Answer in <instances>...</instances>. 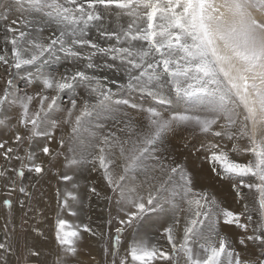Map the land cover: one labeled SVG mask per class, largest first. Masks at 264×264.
Returning <instances> with one entry per match:
<instances>
[{
    "label": "snow or ice",
    "instance_id": "obj_1",
    "mask_svg": "<svg viewBox=\"0 0 264 264\" xmlns=\"http://www.w3.org/2000/svg\"><path fill=\"white\" fill-rule=\"evenodd\" d=\"M113 16L115 29L105 24ZM0 25V64L8 76L0 88V134L7 137L0 140V206L9 217L0 229V264H83L79 245L85 234L104 238L90 224H72L58 214L54 249L25 244L21 259L9 233L12 195L18 194L15 203L22 210L27 206L25 217L38 212L31 205L34 190L63 155L53 145L64 146L63 136L56 137L64 126L78 144L70 147L74 155L65 157V167L90 166L108 193L102 196L95 185L89 192L117 209L107 221L118 226L111 245H102L104 264H264V0H0ZM53 25L46 37L29 31ZM93 27L114 43L104 47L87 38ZM97 56L107 58L105 68L124 72L139 102L114 100L110 85L118 82L108 77L82 69L45 71L62 58L94 69ZM21 73L39 90L20 95L13 77ZM65 94L69 106L62 107ZM120 106L142 119L128 111L117 115ZM11 108L18 110L15 123L4 114ZM103 112L115 120L107 132L93 126ZM185 131L203 137L195 151L231 185L243 202L240 212L197 190L184 165L160 154L169 136ZM61 179L72 181L67 173ZM72 202L81 201L69 190L58 206L75 216ZM149 214H170L161 233L169 247L133 239L121 255L126 229ZM225 228L239 231L230 236Z\"/></svg>",
    "mask_w": 264,
    "mask_h": 264
},
{
    "label": "rangeland",
    "instance_id": "obj_2",
    "mask_svg": "<svg viewBox=\"0 0 264 264\" xmlns=\"http://www.w3.org/2000/svg\"><path fill=\"white\" fill-rule=\"evenodd\" d=\"M110 22H112L114 24L115 28L117 27V22H116V19L114 16L111 18ZM123 22L126 24L127 18H125ZM105 24L107 27H110V24H108V23H105ZM48 28H49V30H48ZM37 29H38V26H36V28L34 27L33 29H29L31 35H33V36L40 35V36L46 37L48 35H51V32H52L51 26L44 28L45 30L43 32H39ZM94 29H95L94 27L89 29V31H88L89 39L93 40L94 42H96V43H98L104 47H107L109 43H114V41H108L103 37H102V39H104L103 41L97 40L99 33L97 32L96 29L95 30ZM2 32H3V28H2V25H0V48L4 47ZM93 32L95 33V36L93 35L94 34ZM96 32L98 33L97 35H96ZM99 37H101V36H99ZM79 50L83 53H88L90 51V49H87V48H83V49H79ZM61 55H63V54H61ZM102 58L103 57H100V56H97L94 58L93 62L95 64H98L99 67H96L92 70L85 68V64L87 63L86 61H73V60H66V59L62 58L59 62H56L57 66L52 65V64H55V61L50 62L49 63L50 65L47 64L45 71H46V69H48L50 72L52 71L51 72L52 74L58 75L60 73H64L69 68H70L69 70L85 69V71H87L90 75H97V76L101 77L102 79L104 77H108L109 80H112L111 77H113V76H114V78L118 77L117 82L120 84L117 83L116 87L114 84L110 85V87L112 88V91L114 93L113 99L116 100V99H123V98H134L139 102L138 93L127 88L126 85L128 84V79H127V76L124 74V72L121 70L118 73L116 71V69H113L110 71L109 69L105 68L103 65H104L105 61L107 60V58L104 57L103 58L104 60ZM70 65H71V67H69ZM76 65H78V66H76ZM49 67L51 68V70ZM54 67H56V68H54ZM13 71H15V70H13ZM100 72L103 75L99 74ZM112 74H114V75L112 76ZM23 76H25V74L21 73L20 75H14V77H13L14 83L18 89V92H20V93L22 92L21 95H24L25 93H28V94L35 93L36 88L32 87L28 83L27 84L24 83L23 79L25 77H23ZM2 78L5 80V78L7 79L8 76H7L5 66L0 64V88H3V86H4V84L2 83V80H3ZM114 78H113V80H114ZM114 90H115V92H114ZM48 94H49V96H51L54 93L49 92ZM149 102L150 101H147V100L145 101L146 104ZM34 103L36 105H38V101L33 102V105H32L33 111L36 110ZM60 103H61L62 107L69 106V96L63 95ZM113 107H115V105H113ZM120 108H121V112H120L121 114L117 113V115H122L123 111H128L131 115L135 116L136 119H138V120L142 119L141 115L136 113L134 110L126 109V108H124V106H120ZM4 114L8 115L9 117H12L11 122L15 123V118L18 115V110L16 108H11ZM0 115H2V114H0ZM54 115H55L54 116L55 118H60V116L62 114L61 113H54ZM109 126H110V129L115 127V120L112 118V113H110V125ZM61 136H63V138H64V146L61 148L59 144H54L53 147L63 153V155L60 156V159L62 162V167L60 166L61 168H60L59 173L55 172V168H54L53 172L51 173L52 175L49 174V175L45 176V178L42 179L43 182H42V180L40 181L42 183V185H40L41 183H39V185L37 186L38 188H36L34 190V195H33L32 201H31V205L32 206L34 205V203H35L34 201L37 198L38 191H36V190H39L46 183L48 184V188H50V189L53 187V185H51V184H54V183L56 185H60V186L64 187V189L62 190V192L64 194H66L67 191H69V190L74 191V193L78 196L79 201H81V202H72L73 207L75 209V212L79 213V214L72 216V215H69L67 210H58L57 214L52 215V217H53L52 219L56 220V217L58 214L60 215V214H62V212L63 213L65 212L66 219L68 221H70L72 224L87 223V224H90L94 230H96L98 232H103L104 238L98 239V242H102V245L107 243L108 246H110L111 245V237L115 236V234H116L115 228L118 225H117L116 221L113 220L111 226H109L107 221L111 217H115L118 215L116 206L114 203L110 206L105 200L97 199V197L95 195H92L89 192V188L92 187L93 185H95L97 187V190L101 192L102 196L104 194L108 193V189L106 188V185L99 178L97 173H94L91 171L90 166L86 167V164H85V165H81L79 167H71V168L65 167V157L71 158L74 155V153L72 151H69L70 147H77L78 148V144H77V141H75L72 138L71 131L67 126H64L63 128L57 130V132H56L57 140ZM6 138L7 137L5 135L0 134V140L6 139ZM209 138L211 139V137H209ZM201 140H203V137H194L188 131L178 133L174 136H169L164 147L168 150L171 149V153L168 154V151H167L165 154L164 153H162V154L160 153V154L162 156L164 155V156H171V157L181 156V157H183L181 159L182 162L177 161L176 163L180 162L179 164L183 165L184 164L183 159L185 157L193 156L195 158H199L201 156L202 152L197 154V152L195 151V149L199 147ZM185 142L188 143V147L184 146ZM24 147H27L26 142H25V144L21 145V148H24ZM172 147L176 151L173 150ZM178 150H179V152H178ZM75 154L78 155V152ZM41 158L43 159V157H41ZM203 159H204V154H203ZM236 159L240 160V161H244L245 157L238 156V157H236ZM202 162H205L207 164L208 172L210 175L208 182L207 181L205 182L206 184L201 183V184H205L204 190H206L211 195V193H212L211 190L216 188V189H214L216 192L215 198L223 206L228 207L229 209H231L233 211L240 212L242 210L241 207H243V204L240 206L241 202L237 200V198L235 197V194L232 192L233 190L231 188V185L227 181H224V180L220 179L219 177L215 176L212 173V171L210 170V165L208 164V162L206 160H202L200 162L201 165H202ZM0 163H3V161L0 160ZM56 164L57 163L55 162V165ZM56 168H58V165L56 166ZM186 169H188V167H186ZM188 171H189V169H188ZM63 173H67L69 176H71L72 181L68 182V181H64L63 179H61V174H63ZM47 177H49V179ZM24 183L27 184L28 180L25 179ZM73 184L76 185L75 188H73ZM209 186H210V188H209ZM211 187H213V188H211ZM244 191H245V193L248 192L247 189H244ZM58 193H59V190L57 188H54L51 191V197H55ZM222 193H223V195H222ZM16 195H18V194H14L10 198L13 200V197H16ZM2 198H3V196H0V199H2ZM236 205H238V207ZM25 208L27 209V206ZM78 210H79V212H78ZM21 212H22L21 208L20 207L16 208L15 204L13 203L12 217H11L12 222L7 225L9 233L11 235H13V238H15L19 233H21L20 227L22 228V225L27 224L24 222L26 218L23 215H21ZM119 215H123V213H119ZM0 217H2V221H0V229H2L5 226V221L9 218L7 210L4 209L2 206H0ZM166 219H167V223H171L170 214H169V217H165L163 214H161V216H159V217H157V216L154 217L152 214H149L148 218H146L143 221L139 222L138 224H134L132 227L126 229L123 236L121 237L120 254L121 255L125 254V251L127 249L128 244L131 243L133 239L145 240L149 243H153V244L158 243L160 246L169 247L166 245V242L163 239H161L162 227L167 226V223H165ZM54 224H55V222H54ZM182 226H183V224H181L180 230L177 232L178 237L182 236ZM224 231L227 232L230 236H235V234L239 230H237L235 228H225ZM54 233H55V231L53 232V234ZM85 238L88 240L90 238V236L85 234L84 239L82 240L84 242H80L81 244L79 245L80 252H81V249H83L81 246H84L85 244H87L86 243L87 240H85ZM102 245H101V249H102ZM86 254L84 253L81 255L85 256ZM98 259H101L102 262H101V260H99V261L101 262V264H104L105 257L103 255V250H102V258L100 257ZM108 259L110 260L111 257H108ZM87 262H88V257L86 258V261L83 263L84 264H90ZM157 264H161V262H157Z\"/></svg>",
    "mask_w": 264,
    "mask_h": 264
},
{
    "label": "bare ground",
    "instance_id": "obj_3",
    "mask_svg": "<svg viewBox=\"0 0 264 264\" xmlns=\"http://www.w3.org/2000/svg\"><path fill=\"white\" fill-rule=\"evenodd\" d=\"M105 23H108L110 24V27L111 28H115L114 24L112 22H110L109 20L106 19ZM39 27V26H38ZM48 26H45V28H47ZM36 28V27H35ZM51 28L53 29L54 28V25L51 26ZM45 30V29H44ZM49 30V28H48ZM95 30V29H94ZM94 33V32H93ZM98 33L96 32V35ZM95 36V33L93 34ZM49 36V35H48ZM100 36V35H99ZM97 37V40L99 41H103L104 39H102V37ZM95 37V38H96ZM89 38V37H88ZM96 41V40H95ZM104 58V57H103ZM102 58V59H103ZM104 60V59H103ZM71 63V62H70ZM78 63V62H77ZM79 64V63H78ZM50 65V64H49ZM54 66H57V63L55 62V64H52ZM98 65V64H97ZM59 66V65H58ZM78 66V65H76ZM71 67V65L69 66ZM46 68V67H45ZM50 68V67H49ZM56 68V67H54ZM80 68V67H79ZM70 69V68H69ZM68 69V70H69ZM99 69V68H98ZM51 70V68H50ZM60 70V69H59ZM82 70H85V69H82ZM92 70V69H91ZM113 70V69H111ZM110 70V71H111ZM57 71V70H56ZM46 72H50L48 69H46ZM52 72V71H51ZM50 72V73H51ZM58 72V71H57ZM93 74V73H92ZM101 74V72L99 73ZM103 75V74H101ZM100 75V76H101ZM114 74H112L113 76ZM25 77L23 79L24 83H28L27 80H26V76H23ZM114 76L111 77V79L113 80ZM3 79V78H2ZM22 79V78H21ZM118 77H115L114 80L118 81L117 80ZM6 80V78H5ZM5 80L3 79L2 80V83L4 84L5 83ZM120 84V83H118ZM115 87H116V84H114ZM113 85V86H114ZM36 88V91L39 90V87H35ZM120 88V87H119ZM115 92V90H114ZM22 93V92H21ZM21 93L19 92V94L21 95ZM67 95V94H65ZM35 104V103H34ZM35 107H37V105L35 104L34 105ZM121 114V113H120ZM56 115V114H55ZM54 115V116H55ZM113 123V122H112ZM95 125H103L104 126V131L107 132L109 129H110V113L109 112H103L101 113L100 117L97 118L94 122H93V126ZM167 147V146H166ZM170 148V147H169ZM173 149V147H172ZM175 150V149H173ZM191 150V149H190ZM168 151V154L171 153V149H167ZM167 151H162V153H166ZM176 151V150H175ZM179 152V150H178ZM174 153V152H173ZM177 153V152H176ZM180 154V153H179ZM203 154L204 153H201V156L199 158H195L193 156H187L185 157L183 160H184V166L185 167H188L189 169V172H191L193 174V176L195 177V180H194V185H195V188L197 190H204V187H205V182L209 180V172H208V166L205 162H202V165L200 164V162L203 159ZM173 155V154H172ZM164 156V155H163ZM179 156V155H178ZM183 157L179 156V157H176L174 156V159L175 161H181ZM182 162V161H181ZM56 165H55V172L59 173L60 171V168L62 167V162H61V159L59 157V159L56 161ZM180 163V162H179ZM58 165V168H56V166ZM61 166V167H60ZM86 167H89L86 165ZM187 169V170H188ZM51 174V173H50ZM52 175V174H51ZM45 178V177H44ZM49 179V177H47ZM56 179V178H55ZM43 182V180H42ZM41 183V182H40ZM49 183V182H48ZM201 183H205V184H201ZM42 185V183L40 184ZM53 185V187L50 189L48 188V184H44V186H42L39 190H36L38 191L37 193V198L36 200L34 201V205H33V208L35 209H38V212L34 211V212H30L29 215L27 217H25L24 213L25 211H27V209H21L22 212H21V215H23L26 219H27V224L25 225H22V228L20 227V232L14 239V241L17 243L18 245V251H19V255L21 256V259L23 257V254H24V245L27 244L28 246H34V247H37L39 249H41L42 251H48V250H52L54 249L55 247V239H54V234L53 232L55 231V219L53 220L52 218V215H55L58 213V210H61L59 208V204L63 203V200L64 199V196L66 194H64L62 192V190L64 189V187L60 186V185H56L55 183L54 184H51ZM64 185V184H63ZM225 186V185H224ZM38 188V187H37ZM54 188H57L59 190V197H58V194L55 196V197H51V191L54 189ZM210 188V186H209ZM213 188V187H211ZM216 189V188H214ZM212 189L211 190V195L212 196H216V192L215 190ZM221 190V189H220ZM225 190V189H224ZM233 192V191H232ZM40 194V195H39ZM219 194V193H218ZM223 195V193H222ZM36 196V195H35ZM218 196V195H217ZM50 197V198H49ZM49 198V199H48ZM13 200H14V204L17 207L18 204L15 203L16 201V197H13ZM243 203L241 202L240 206L242 205ZM238 207V205H236ZM242 208V207H241ZM72 210L75 211L74 207L72 208ZM79 212V210H78ZM77 215L79 213H76ZM60 216L64 219H66V214L65 212L62 214H60ZM154 216V215H153ZM155 217V216H154ZM4 220V219H3ZM53 222H52V221ZM67 220V219H66ZM0 221H2V217H0ZM33 227H36L38 228L39 230H41L44 235L43 236H39L37 235L36 232H33L32 231V228ZM85 240H87L85 238ZM81 242H84V241H81ZM86 242V241H85ZM87 244H85L84 246H81L83 249H81V254H86L85 256H82L80 254V260L82 262H85L86 261V258L88 257V262L87 263H90L92 264V260L91 258L94 256L96 258V260H101V259H98V258H102V249H101V245H102V242H98V239L97 238H94V237H90L87 242ZM81 244V243H80ZM104 261V260H103ZM102 262V260H101ZM84 264V263H83Z\"/></svg>",
    "mask_w": 264,
    "mask_h": 264
}]
</instances>
